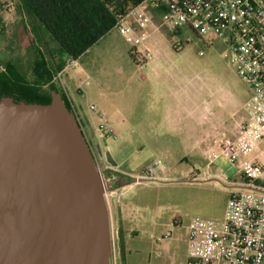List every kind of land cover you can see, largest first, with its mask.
I'll use <instances>...</instances> for the list:
<instances>
[{
    "label": "rangeland",
    "instance_id": "obj_1",
    "mask_svg": "<svg viewBox=\"0 0 264 264\" xmlns=\"http://www.w3.org/2000/svg\"><path fill=\"white\" fill-rule=\"evenodd\" d=\"M14 1L0 0L6 9L3 13L0 9L3 17L0 72L16 84L21 81L22 85L30 87L35 84L29 69L31 37L12 40L14 23L19 22ZM145 23L139 35L146 37L144 42L136 38L135 45H130L114 29L84 53L75 66L69 67L68 62L58 73L60 79L55 75L53 82L43 90L51 93L50 87L54 85L59 93L65 96L66 91L71 96L74 88L82 89L86 108L93 104L105 113L115 134L103 137L100 145L104 151L109 150L118 169L126 176L138 178L156 161H160L161 166L154 179H182L202 168L216 174L214 180L206 183L141 182L120 190L134 202L143 195L151 202L149 207H134L133 225L141 235L127 240L126 246L133 257L140 252L135 264H150L149 261L151 264H186L188 226L195 219L223 221L224 207L233 190L226 181H242L238 175L246 160L242 156L233 164L224 158L211 162L209 155L202 160L196 158L189 147L187 129L199 118L190 112L196 110L200 114L209 110L213 123H233L245 113L242 107L250 104L251 93L231 65L223 40L215 37L202 40L191 31L174 34L161 18L156 22L146 18ZM147 48L151 52L148 63L153 65H148L142 57ZM10 61L17 63L11 68L13 72L5 66ZM67 71H72L75 78L71 89L65 82ZM85 81L89 84L82 86ZM169 94L175 97L176 110L170 117L171 128L164 107ZM81 125L88 133L86 126ZM98 165L104 172L102 162ZM262 167L253 177L264 185V162ZM246 173L252 176L251 168ZM111 232L115 258L119 250L112 226Z\"/></svg>",
    "mask_w": 264,
    "mask_h": 264
},
{
    "label": "water",
    "instance_id": "obj_2",
    "mask_svg": "<svg viewBox=\"0 0 264 264\" xmlns=\"http://www.w3.org/2000/svg\"><path fill=\"white\" fill-rule=\"evenodd\" d=\"M51 96L49 104L0 99V264H112L111 185L75 113L59 92ZM94 143L108 170L116 169L109 150Z\"/></svg>",
    "mask_w": 264,
    "mask_h": 264
},
{
    "label": "built area",
    "instance_id": "obj_3",
    "mask_svg": "<svg viewBox=\"0 0 264 264\" xmlns=\"http://www.w3.org/2000/svg\"><path fill=\"white\" fill-rule=\"evenodd\" d=\"M145 5L160 7L161 21L174 34L191 31L202 40L208 37L223 40L231 65L251 93L248 117L237 124L236 134L221 137L208 151L211 162L224 158L236 164L243 156L246 160L238 175L242 181H226L233 190L229 192L221 223L195 219L188 226L186 264H264V192L251 189L264 191V186L256 185L258 180L253 176H246L250 168L257 173L264 162V0H146L116 24L130 45H135L136 38L142 42L146 39L136 36L135 31V26L141 29L146 26L140 12ZM142 57L145 61L151 58L148 48ZM76 63L70 60L68 64L73 67ZM60 83L64 85L61 80ZM88 84L85 81L82 86ZM65 96L75 113L71 96L66 91ZM88 109L94 116L93 127L75 115L88 144H95L96 138L102 149V138L115 133L103 111L95 105H89ZM101 162L104 168L108 165L105 158ZM160 166L161 162L156 161L138 178H156Z\"/></svg>",
    "mask_w": 264,
    "mask_h": 264
},
{
    "label": "trees",
    "instance_id": "obj_4",
    "mask_svg": "<svg viewBox=\"0 0 264 264\" xmlns=\"http://www.w3.org/2000/svg\"><path fill=\"white\" fill-rule=\"evenodd\" d=\"M146 0H16L19 22L12 34V40L31 37L32 56L29 69L35 84L25 87L16 84L0 72V99L12 97L15 101L27 103L49 104L51 93L43 90L53 82L55 75L60 73L70 60H78L92 46L116 29L118 20L131 10L144 5ZM6 5V4H5ZM146 6V5H145ZM158 15L163 10L154 5ZM2 13L6 9L0 3ZM157 11V12H156ZM0 12V24L3 23ZM1 27V25H0ZM54 44V46H52ZM136 48V47H134ZM6 69L13 72L15 61L8 62ZM0 64V71H1ZM52 91L56 87L51 85ZM58 92V91H57ZM61 94V93H60ZM67 108L73 111L70 102L61 94ZM247 182V179H244ZM256 185L260 181H256Z\"/></svg>",
    "mask_w": 264,
    "mask_h": 264
},
{
    "label": "crops",
    "instance_id": "obj_5",
    "mask_svg": "<svg viewBox=\"0 0 264 264\" xmlns=\"http://www.w3.org/2000/svg\"><path fill=\"white\" fill-rule=\"evenodd\" d=\"M154 9L156 8H148V5L144 6L143 9H141V16L146 20V18L157 21L159 18H161V12H158V15L154 12ZM157 12V11H156ZM17 23V22H16ZM16 23H14V31L16 30ZM2 25V23L0 24ZM144 29H141L137 26H135L136 36H139L142 34ZM77 61V60H76ZM149 60L146 61V63L152 64V62H149ZM153 65V64H152ZM155 67L157 65L154 64ZM71 70V69H69ZM68 70V71H69ZM68 71L65 73L66 83H68V87H73L74 83V74L73 72ZM83 91L82 89H73L72 95H71V101L74 106L75 113L80 117V119L83 120V122L90 127L94 126V116L90 113L88 106L84 105L85 99L82 97ZM74 100V101H73ZM174 102L175 97L172 94H169L167 97V102L164 104L165 107V116L168 119L169 127L171 123V118L176 114V110H174ZM93 105V104H90ZM248 104H245L242 108V110H245V113L241 118L233 123H230V121L225 123L216 124L213 123L212 119V112L209 110H204L200 114L196 110L191 111L190 114L197 115L199 118V121H197L195 124L191 123L190 126H188V139H189V147L191 148V153L198 158L199 160L205 158V155H208V151L210 147H213V145L223 136L226 135H234L236 134L237 130V124L240 123L242 120L248 117ZM241 109H239L240 111ZM247 110V111H246ZM195 112V113H194ZM239 114V113H238ZM234 116L237 114L234 113ZM162 146V145H161ZM163 147H166L163 146ZM119 171L121 174H123L125 177L126 174L122 173L117 168L115 169ZM203 170V171H202ZM200 171L199 169L193 170L189 175L190 177H182V179H195V180H208V179H214V176L216 174L212 172L206 171V169L202 168ZM252 176L256 174L255 171L251 170ZM249 174V173H248ZM140 176V175H139ZM169 178V176L167 177ZM164 180V179H163ZM166 180V179H165ZM141 183V182H139ZM200 184L198 182H193ZM125 184H122L121 186L113 187L112 191L109 192V197L107 199L108 209H109V216H110V222L113 229L116 231V240L118 243V254L115 256V264H135L137 263V257L140 255V252H136V256L133 257L132 254L127 251L129 248H127L126 243L127 240H134L137 239L139 235H141V232L137 229L135 225H133V217L136 215V210L134 207H138V205H146V207H149V204L151 205V202L147 197L141 196L137 198V200L134 202L133 198L127 195H123V192L120 193L121 188L125 187ZM148 186V185H147ZM230 188V187H229ZM148 204V205H147ZM226 204L224 207V213H225ZM224 218V217H223ZM140 233V234H139ZM114 236V232H113ZM151 264V262L149 261Z\"/></svg>",
    "mask_w": 264,
    "mask_h": 264
},
{
    "label": "flooded vegetation",
    "instance_id": "obj_6",
    "mask_svg": "<svg viewBox=\"0 0 264 264\" xmlns=\"http://www.w3.org/2000/svg\"><path fill=\"white\" fill-rule=\"evenodd\" d=\"M90 145V148L96 158V161H97V165L99 164V161L101 162V157L98 155V152H97V147L95 144H89ZM102 151L104 152V150L102 149ZM99 166V165H98ZM108 169H111L109 167V165H107L105 168H104V174L107 175V178H108V182L110 183L111 186H113L114 188L115 187H119L121 186L122 184L125 183L126 179H125V176L123 174H121L119 171L117 170H108ZM160 183H164V182H160Z\"/></svg>",
    "mask_w": 264,
    "mask_h": 264
}]
</instances>
